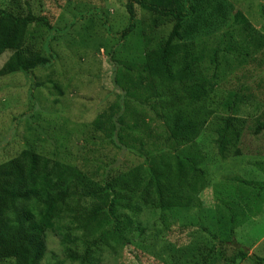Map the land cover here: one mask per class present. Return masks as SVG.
Segmentation results:
<instances>
[{
	"label": "trees",
	"instance_id": "obj_1",
	"mask_svg": "<svg viewBox=\"0 0 264 264\" xmlns=\"http://www.w3.org/2000/svg\"><path fill=\"white\" fill-rule=\"evenodd\" d=\"M60 1L72 7L74 21L55 29L58 15L35 12L32 0H0V57L8 54L0 79L33 78L57 58L54 44L87 50L92 22L105 28L107 1L102 10V0ZM237 7L228 0L126 1L119 36L139 28L140 62H113L115 97L83 126L109 151L140 163L114 173L119 159L71 165L29 149L1 162L0 264H102L129 247L136 260L149 252L167 264H264V246L260 255L235 244L244 226L238 205L226 216L216 207L221 218L214 225L203 208L181 207L171 216L178 208L165 203L161 187L162 158L188 164L189 180L204 179L190 151L199 150L206 132L221 161L247 151L264 157V112L255 114L264 106V29ZM259 16L264 20L262 6ZM40 30L47 36L38 43ZM247 136L254 142L244 143ZM253 165L264 172V163ZM234 179L264 193V180ZM256 202L250 218L262 208ZM49 237L58 242L59 258L49 257Z\"/></svg>",
	"mask_w": 264,
	"mask_h": 264
},
{
	"label": "rangeland",
	"instance_id": "obj_2",
	"mask_svg": "<svg viewBox=\"0 0 264 264\" xmlns=\"http://www.w3.org/2000/svg\"><path fill=\"white\" fill-rule=\"evenodd\" d=\"M104 1L108 2L105 9L109 12L106 26L101 28L96 20L92 22L93 27L88 33L94 38L93 42H88L87 50L68 47L67 44H54L53 52L57 58L49 67L36 70L35 78L12 75L0 79V163L27 149L71 165L82 162L85 160L83 158L93 161L96 159L106 166L119 159L118 168L113 170L114 173L126 172L140 163L132 156L120 157L116 151H109L108 146L99 143L97 139L93 140L97 137L95 133L87 132L88 127L83 126V123L88 124L91 121L99 108H103L106 102L115 97L116 91L110 80V71L115 66L113 62L139 63L141 59L138 52L142 47L139 28L125 39L119 36L120 31L127 25L124 12L127 0ZM104 1L97 6L101 10L104 8ZM228 1L238 6L237 9L246 15L253 27L264 29V20L259 16V9L264 7V0H243L241 3L239 0ZM31 5L35 12L50 11L58 15L53 26L55 29L68 26L74 21L72 7H68L63 1L32 0ZM99 28L105 31L102 33ZM43 33V30H40L34 35L37 42L47 36ZM7 58V53L0 57V68ZM37 84L41 86L37 87ZM54 87H58L65 94L59 96ZM54 100L59 101L54 103ZM261 112H264V106L255 114ZM212 139L210 132L202 134L197 140L200 151L194 148L190 151V160L204 173L202 181L189 180L188 164H182L169 157L160 160L159 165L163 172L161 179L164 181L161 187L165 203L178 208L171 211V216H178L181 207L203 208L207 220L209 218L208 221L212 225L215 221L218 222L221 215L226 216L229 210L233 211L235 204L238 205V215L243 213L244 226L236 235L235 244L245 248L249 254L261 255L264 246V193L258 194L256 189L237 183L234 177L252 182L264 180V172H258L253 165L264 163V157L247 151L244 156H230L221 161ZM253 139L247 136L244 143L254 142ZM163 167L168 170L169 175ZM250 176L254 177L247 179ZM168 178L172 179L167 183ZM254 196L256 199L253 201ZM256 200V205L263 201L262 208L257 211L255 218H250L251 205ZM216 207H219L221 215L213 214ZM208 208L210 209L206 210ZM48 241V249L52 251L49 257L59 258L57 240L49 237ZM231 252L232 250L228 249V254ZM136 253L134 247H129L119 251L114 257L107 256L102 264H167L149 252H139L141 256L136 260ZM180 264L190 263L182 261Z\"/></svg>",
	"mask_w": 264,
	"mask_h": 264
}]
</instances>
